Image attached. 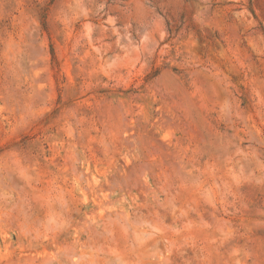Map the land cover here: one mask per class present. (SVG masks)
I'll return each instance as SVG.
<instances>
[{
	"label": "rangeland",
	"instance_id": "1",
	"mask_svg": "<svg viewBox=\"0 0 264 264\" xmlns=\"http://www.w3.org/2000/svg\"><path fill=\"white\" fill-rule=\"evenodd\" d=\"M0 264H264V0H0Z\"/></svg>",
	"mask_w": 264,
	"mask_h": 264
}]
</instances>
